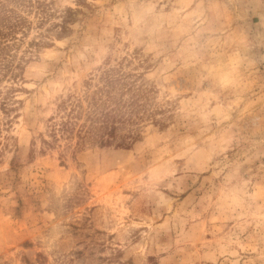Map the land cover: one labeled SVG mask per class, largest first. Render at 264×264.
Wrapping results in <instances>:
<instances>
[{"label": "rangeland", "instance_id": "374dc122", "mask_svg": "<svg viewBox=\"0 0 264 264\" xmlns=\"http://www.w3.org/2000/svg\"><path fill=\"white\" fill-rule=\"evenodd\" d=\"M0 264H264V0H0Z\"/></svg>", "mask_w": 264, "mask_h": 264}, {"label": "trees", "instance_id": "16d2710c", "mask_svg": "<svg viewBox=\"0 0 264 264\" xmlns=\"http://www.w3.org/2000/svg\"><path fill=\"white\" fill-rule=\"evenodd\" d=\"M81 105L77 104L73 106L71 112L66 120H61L53 125V132L55 134L61 133L62 135L68 134L70 136L75 130V125L78 120L83 117V111L80 110ZM98 108V103H97ZM77 110V111H76ZM88 114L87 122L81 123L77 129V135L84 141L87 137L101 138L102 144L109 143V137L114 136L116 125L115 116L112 112L98 111V109L91 110ZM113 119L112 122H110ZM106 135V136H105Z\"/></svg>", "mask_w": 264, "mask_h": 264}]
</instances>
